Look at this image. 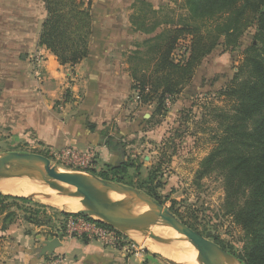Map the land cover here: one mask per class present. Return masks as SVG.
<instances>
[{
  "label": "rangeland",
  "instance_id": "1",
  "mask_svg": "<svg viewBox=\"0 0 264 264\" xmlns=\"http://www.w3.org/2000/svg\"><path fill=\"white\" fill-rule=\"evenodd\" d=\"M157 9L158 17L174 22L186 13L181 0H161ZM43 14L42 0H0V152L40 153L48 156L57 169L80 171L82 169L62 162L58 154L67 148L91 150L95 155L94 162L87 171H94L97 176L106 164L127 163L123 182L137 187L139 182L152 177V186L159 184L156 189L159 198L165 206L171 207L179 220L201 235L216 240L227 249L231 246L235 253H239L245 234L232 216L223 210L221 175L211 172L197 179L196 170L219 134L214 118L215 109L231 108L232 99L220 96L219 91L234 77L243 60L244 46L252 39L255 28L249 26L250 16L247 14L242 18L245 25L241 44L229 47L224 42V36H220L218 45L203 57L191 81L174 101H167L162 114L153 113V103L139 104L135 94L124 100L112 118L103 123L105 130H102L105 136L113 138L112 145L120 151L109 147L110 156L103 158L93 149L63 142L49 144L47 130L36 128V119H41L36 116V79L44 78L42 83H49V71H44L42 55L36 51V31ZM188 42V37L180 41L176 55L183 51V46ZM62 87L59 88L58 99L53 103L58 118L68 115L66 113L71 110L69 103L77 102L76 96H73L74 89ZM29 198L30 203L6 199L4 204L17 213L16 220L22 218V211L17 208L19 206L36 208V204L40 203L47 206L49 215L54 210L68 211L44 203L36 195ZM1 219L0 215V226ZM146 241V237L136 241L143 249L139 253L149 255L144 264H176L174 260L146 248L143 245ZM153 245L175 255L180 264H191L163 247L161 240L154 241Z\"/></svg>",
  "mask_w": 264,
  "mask_h": 264
},
{
  "label": "trees",
  "instance_id": "2",
  "mask_svg": "<svg viewBox=\"0 0 264 264\" xmlns=\"http://www.w3.org/2000/svg\"><path fill=\"white\" fill-rule=\"evenodd\" d=\"M42 3L44 17L38 44L53 53L58 63L76 65L90 53L94 27L92 0H42ZM134 4L130 23L134 31L147 37L130 52L128 70L136 101L141 105L153 103L154 114H162L167 101L173 102L191 81L203 57L218 45L220 36H224L229 47L241 44L245 25L242 18L250 16L249 26L255 28L252 39L244 46L243 60L234 77L219 91L220 96L231 98L233 102L230 110L214 111L219 134L214 146L200 160L196 178L201 179L211 172L221 175L223 210L245 234L239 253L231 246L227 249L215 242L243 264H264V0H181L186 13L180 15L177 22L158 17V9L146 0H136ZM186 37L189 42L176 55L180 41ZM112 142L113 138H105L108 148L120 151ZM127 168L128 164L123 162L106 164L98 176L126 184L123 181ZM152 181L149 176L137 187L163 203L156 192L159 184L152 186ZM6 199L31 201L28 197L0 193L1 230L17 217V213L4 204ZM17 208L21 209L26 222L50 226V236L66 235L68 217H84L99 226L109 227L77 212L54 210L49 215L47 206L40 203L36 208ZM79 237L84 242L89 239Z\"/></svg>",
  "mask_w": 264,
  "mask_h": 264
},
{
  "label": "crops",
  "instance_id": "3",
  "mask_svg": "<svg viewBox=\"0 0 264 264\" xmlns=\"http://www.w3.org/2000/svg\"><path fill=\"white\" fill-rule=\"evenodd\" d=\"M146 1L157 9L161 0ZM135 2L92 0L94 27L90 53L72 67L58 63L53 53L38 44L42 20L39 22L36 51L42 55L44 71H49V83H42L44 78L36 79V116L42 119V122L36 119V128L47 130L49 144L63 142L93 149L103 158L110 156L104 141L107 136L102 133L103 123L134 94L128 56L147 37L134 31L130 23ZM61 85L74 89L77 102H67L70 113L58 118L53 103ZM50 231V226L33 225L23 218L15 220L1 230L0 264H144L149 258L146 253L131 254L96 238L84 242L75 235H63L52 254H41L43 241L58 236H50Z\"/></svg>",
  "mask_w": 264,
  "mask_h": 264
},
{
  "label": "water",
  "instance_id": "4",
  "mask_svg": "<svg viewBox=\"0 0 264 264\" xmlns=\"http://www.w3.org/2000/svg\"><path fill=\"white\" fill-rule=\"evenodd\" d=\"M19 171L37 173L39 178L59 195L78 200L80 204L87 207L104 210L105 213L101 219H95L84 211L73 212L101 221L136 241L146 237L147 241L143 243L146 248L152 249L150 244L153 245L154 241L166 239L152 231L149 224L141 222L145 218H150L156 219L160 225L183 236V239L193 245L203 256L205 264H225V261L243 264L234 254L179 220L170 208L142 189L103 179L87 170L58 172L50 158L40 153L0 152V175ZM32 196L35 194L23 197ZM60 239V236H56L44 240L40 253L52 254L54 249L60 246Z\"/></svg>",
  "mask_w": 264,
  "mask_h": 264
},
{
  "label": "bare ground",
  "instance_id": "5",
  "mask_svg": "<svg viewBox=\"0 0 264 264\" xmlns=\"http://www.w3.org/2000/svg\"><path fill=\"white\" fill-rule=\"evenodd\" d=\"M57 171L65 172L60 169H57ZM0 191L11 195L27 196L29 194H35L40 201L44 203L56 205L68 211H84L95 219H101L102 215L105 213L102 209L87 207L80 204L78 200L59 195L55 190L44 183L37 173L32 171H19L17 173L0 175ZM141 222L149 224L154 232L166 238L161 240L162 246L169 248L172 252L179 255L183 261H189L191 264H205L203 256L197 252L193 245L183 239V236H180L169 228L160 225L156 219L152 220L150 218H145L141 220ZM182 243L184 245H182ZM151 246L154 251L160 253L162 256L174 260L176 264H180L176 261V256L172 253L164 250L160 246ZM225 264L233 263L225 261Z\"/></svg>",
  "mask_w": 264,
  "mask_h": 264
},
{
  "label": "built area",
  "instance_id": "6",
  "mask_svg": "<svg viewBox=\"0 0 264 264\" xmlns=\"http://www.w3.org/2000/svg\"><path fill=\"white\" fill-rule=\"evenodd\" d=\"M94 152L91 150L65 149L58 154V158L66 165L75 166L82 170H89L94 162ZM66 235L96 238L103 243L116 248H123L129 252L142 251L138 242L112 227H104L85 219L84 217H68L66 220Z\"/></svg>",
  "mask_w": 264,
  "mask_h": 264
}]
</instances>
